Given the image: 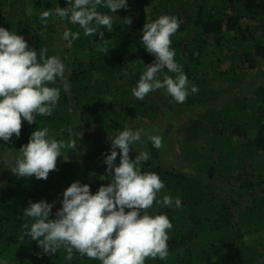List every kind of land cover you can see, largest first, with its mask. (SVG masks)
Returning a JSON list of instances; mask_svg holds the SVG:
<instances>
[{
	"label": "trees",
	"instance_id": "16d2710c",
	"mask_svg": "<svg viewBox=\"0 0 264 264\" xmlns=\"http://www.w3.org/2000/svg\"><path fill=\"white\" fill-rule=\"evenodd\" d=\"M128 5L117 13L98 6L113 17L112 29L98 26L86 36L67 17L52 14L41 20L45 10L69 7L68 0H0V26L22 35L37 51L44 48L47 56H59L66 65L64 77L49 84L61 89L52 115L37 116L32 124L22 118L19 137L0 139V256L8 264H100L79 253L66 260L63 246L54 254L45 253L25 235L24 225L32 220L23 216V209L46 200L54 203L50 218L55 219L63 192L75 181L89 184L95 194L112 179L104 162L111 151L103 146L107 138L125 128H148L143 139L130 146V159L148 152L141 167L158 173L165 184L157 199L179 197L183 207L154 202L145 210L166 213L173 225L168 257L147 258L145 264H264V82L259 81L264 79V0H128ZM161 15L180 20L171 47L190 83L198 87L182 104L166 89L142 100L132 94L144 65L155 61L141 40L144 25ZM124 18L132 23L125 24ZM75 32L78 38L72 37ZM100 32L108 41L105 51L98 47L103 43ZM164 75L174 74L165 69L160 78ZM167 98L176 106L174 114L191 112L182 128L169 132L175 137L173 152L193 173L161 159L170 134H156L152 127ZM37 128H48L50 138L66 145L73 139L77 143L75 149H63L64 161L57 159L46 180L18 177L10 170L13 155ZM86 130L103 137L93 142L97 148L90 153L81 148L88 144L81 137ZM151 135H159L163 147L155 148ZM72 154L78 156L66 160Z\"/></svg>",
	"mask_w": 264,
	"mask_h": 264
},
{
	"label": "clouds",
	"instance_id": "9594fccd",
	"mask_svg": "<svg viewBox=\"0 0 264 264\" xmlns=\"http://www.w3.org/2000/svg\"><path fill=\"white\" fill-rule=\"evenodd\" d=\"M69 7L57 6L42 12L41 20L55 14L67 17L73 24L84 30V35L97 32L98 26L111 31L113 17L98 11V6L117 13L128 8V0H68ZM131 24V18L123 19ZM180 20L174 15H161L155 21L146 23L143 28L142 42L145 50L155 56L152 64L144 65L132 94L138 99L158 89L167 93L179 104L186 101L190 94L198 92V87L191 84L182 65L175 59L176 50L171 47V37L177 32ZM70 33L65 32V36ZM78 38L80 33H71ZM99 37L103 40L104 33ZM107 40L98 45L105 51ZM47 49L39 51L30 47L26 39L0 26V139L10 141L19 137L22 118L29 124L35 123L37 116L52 115L57 105L61 89L50 87L57 78H63L66 65L56 55L47 56ZM174 75H161L164 70ZM69 85L63 82V88ZM143 129L125 128L109 137L110 154L105 156L107 171L111 174L110 183L102 185L92 193L89 184L75 181L63 192L61 208L52 216L54 203L46 200L30 202L23 209V216L31 218L32 223L25 224V235L38 242L47 254L56 253L63 246L66 260H72L74 253L98 260L100 264H145L147 258L166 259L169 255L168 232L173 225L167 214H149L147 209L155 202L171 207L182 208L179 197L164 195L157 199V194L165 187L160 175L144 171L142 162L149 159V153H137L130 159V146L141 140ZM149 139L155 148H160L159 135ZM73 139L66 145L64 140L49 137V129L37 128L27 144L18 151L12 173L18 177L47 179L50 171L56 169L57 158L67 147L76 148ZM119 149V153L116 151ZM119 155V164H116ZM128 209V211H126ZM0 264L8 261L0 256Z\"/></svg>",
	"mask_w": 264,
	"mask_h": 264
},
{
	"label": "rangeland",
	"instance_id": "374dc122",
	"mask_svg": "<svg viewBox=\"0 0 264 264\" xmlns=\"http://www.w3.org/2000/svg\"><path fill=\"white\" fill-rule=\"evenodd\" d=\"M190 2H197V0H189ZM115 18H118V15L115 16ZM64 40V39H62ZM260 82H264V79H259ZM171 105V106H170ZM176 108V106H174V104L172 105L171 101L167 98V106L165 107V109L163 110L161 116L159 117V119L156 121V124L152 127V130L154 131V133L158 134L159 132L163 131L165 133V135H169L167 138H165V141L168 140V144H167V150L162 151L164 153H161L162 156V161L164 163H166L167 165H172L176 168L182 169L183 171H187L189 173H193L194 169L190 168L188 166V164L182 160H180L179 156L176 155L175 151L173 152L174 148H173V141L175 139L174 135L171 133L173 132V128L175 129L176 127H183L186 124V121L188 120V117H190V111L186 112L185 114H174V111L172 109ZM176 115V118H175ZM175 118V121H172ZM139 129H143V133L141 135V139H143V137L146 135L147 131L146 129L148 128H139ZM166 129V132H165ZM172 130V131H171ZM171 131V132H169ZM86 139V141L88 142V144L81 146V148L83 149L84 152H93V150H95L97 147L94 146L93 142L95 141H103V137L94 133H90L87 130L83 132V136ZM162 140V138H161ZM138 142V141H137ZM106 149L111 150V141L109 138H107L106 142L103 145ZM102 146V147H103ZM161 147H163L161 145ZM160 147V148H161ZM63 151V150H62ZM116 151L119 153V149H116ZM168 151V152H167ZM167 152V153H166ZM15 158L13 160L16 159L17 155H13ZM75 156H78L77 154H72L68 157H66V160H74ZM6 159H11V154L10 151L6 152ZM77 158V157H76ZM58 162L61 163L62 161H64L63 157H58ZM13 162V161H11ZM169 235V239L171 238L172 232L171 230H169L168 232Z\"/></svg>",
	"mask_w": 264,
	"mask_h": 264
}]
</instances>
